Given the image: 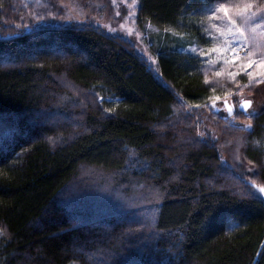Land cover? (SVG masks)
Returning <instances> with one entry per match:
<instances>
[{"label":"trees","instance_id":"16d2710c","mask_svg":"<svg viewBox=\"0 0 264 264\" xmlns=\"http://www.w3.org/2000/svg\"><path fill=\"white\" fill-rule=\"evenodd\" d=\"M218 2L138 0L136 24L197 43ZM60 16L0 0V264H264V107L237 108L259 84Z\"/></svg>","mask_w":264,"mask_h":264},{"label":"rangeland","instance_id":"374dc122","mask_svg":"<svg viewBox=\"0 0 264 264\" xmlns=\"http://www.w3.org/2000/svg\"><path fill=\"white\" fill-rule=\"evenodd\" d=\"M24 2H49L54 8L61 13L60 18L62 21H74L86 23H91L99 26L101 29L105 30L111 34H117L130 40L137 48V50L147 57L151 63H155V58L157 52L160 50L162 44L158 43L159 38H163V44L168 46V48H175L178 52L185 53L190 57L195 59V63H199L201 69L204 72L210 74V81L221 80L225 78H230L228 72H237L239 75H246L244 72H240V67L247 63L246 59H238L231 66L224 65L221 60L217 57L219 53H211L208 56H200V51L208 52L210 48L216 47L220 41L216 40L214 37L218 35L215 29L211 26L213 23L221 25L218 20L210 19V12L202 11L206 7L214 8L216 5H205L201 6L198 11V22L201 25L202 38L197 43L181 44L182 40H176L171 34L166 32H161L156 27L146 23L142 26L136 24V9L138 5V0L136 4H132V0H23ZM234 2V0H231ZM230 2V3H231ZM132 4L129 8L128 5ZM117 13H119L117 15ZM28 20L31 18H27ZM49 18L47 20H52ZM56 19V20H57ZM202 22V24H201ZM131 30V31H129ZM209 32L212 35H209ZM174 35V34H172ZM195 48L197 51L193 52L192 49ZM239 52V50H238ZM230 53V48H229ZM241 57L244 56L243 52H239ZM255 58V57H254ZM228 59L231 60V55L229 54ZM215 61L214 64H209L208 61ZM154 61V62H153ZM222 74L218 77L215 72L221 71ZM251 70V69H249ZM255 71H260L256 69ZM254 71V79L255 77ZM238 76V75H237ZM247 76V75H246ZM248 77V76H247ZM253 79V82H254ZM249 82V77H248ZM248 84V83H247ZM244 91L240 92V99H251L253 104L249 108V112H257L262 107H264V82L257 86V91L254 94L246 95ZM212 100V99H211ZM239 104V103H238ZM222 114L226 111L220 110ZM264 149V144L262 143ZM250 166H246L245 171L249 172ZM258 192L264 198V193Z\"/></svg>","mask_w":264,"mask_h":264},{"label":"snow or ice","instance_id":"6c2138e0","mask_svg":"<svg viewBox=\"0 0 264 264\" xmlns=\"http://www.w3.org/2000/svg\"><path fill=\"white\" fill-rule=\"evenodd\" d=\"M136 3L137 0H132V4ZM132 4H129L128 7L131 8ZM202 11L210 12V19L221 22V25L213 23L211 26L218 33L214 38L220 43L216 47L210 48L208 52L200 51L199 55L208 56L211 53H219L217 59L228 66H231L238 59H246L247 63L240 67V72H244L249 77V84L253 82L256 69H260V71H255V77L258 78H255L254 82L256 84L264 82V0H234L231 3L224 0V2H218L214 8L206 7ZM209 35L212 33L209 32ZM238 50L244 53L243 57L239 55ZM192 51L196 52L197 50L193 48ZM229 54L231 60L228 59ZM208 63L214 64L215 61L209 60ZM222 71L223 68L221 71L215 72V75L219 77ZM227 74L230 78L239 75V73L231 71ZM205 82H208L207 77H205ZM219 99V97H215L212 100L213 108L216 107V101ZM252 104L251 99H241L239 107L244 110V114L251 116L254 113H249L248 110ZM224 106L229 114L233 113L234 105L225 100ZM107 111H112V109ZM251 126V121H249L244 127L247 129ZM199 135L204 136V133L201 132ZM251 163L249 161V164ZM253 187H257L261 193H264V186L256 185L253 181ZM0 235H2V230H0Z\"/></svg>","mask_w":264,"mask_h":264},{"label":"water","instance_id":"95a60500","mask_svg":"<svg viewBox=\"0 0 264 264\" xmlns=\"http://www.w3.org/2000/svg\"><path fill=\"white\" fill-rule=\"evenodd\" d=\"M225 101V100H224ZM224 103V102H223ZM237 108H238V110H240V111H244L243 109H241L240 107H239V104L237 105ZM226 109V108H225ZM233 111H234V109H233ZM233 114V113H232ZM232 114H229L228 112H227V109H226V115L227 116H231ZM255 189H256V191L258 192V188L257 187H254ZM264 199V198H263Z\"/></svg>","mask_w":264,"mask_h":264},{"label":"bare ground","instance_id":"6f19581e","mask_svg":"<svg viewBox=\"0 0 264 264\" xmlns=\"http://www.w3.org/2000/svg\"><path fill=\"white\" fill-rule=\"evenodd\" d=\"M244 112V111H243Z\"/></svg>","mask_w":264,"mask_h":264}]
</instances>
